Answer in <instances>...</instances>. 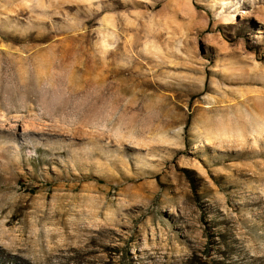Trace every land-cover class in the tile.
<instances>
[{
	"label": "rangeland",
	"instance_id": "obj_1",
	"mask_svg": "<svg viewBox=\"0 0 264 264\" xmlns=\"http://www.w3.org/2000/svg\"><path fill=\"white\" fill-rule=\"evenodd\" d=\"M0 264H264V0H0Z\"/></svg>",
	"mask_w": 264,
	"mask_h": 264
}]
</instances>
